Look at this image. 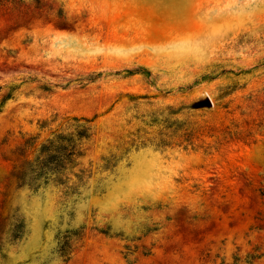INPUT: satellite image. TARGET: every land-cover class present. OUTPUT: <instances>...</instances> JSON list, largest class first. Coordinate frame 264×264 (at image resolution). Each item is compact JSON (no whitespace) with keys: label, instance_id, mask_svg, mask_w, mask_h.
I'll use <instances>...</instances> for the list:
<instances>
[{"label":"rangeland","instance_id":"374dc122","mask_svg":"<svg viewBox=\"0 0 264 264\" xmlns=\"http://www.w3.org/2000/svg\"><path fill=\"white\" fill-rule=\"evenodd\" d=\"M0 264H264V0H0Z\"/></svg>","mask_w":264,"mask_h":264},{"label":"trees","instance_id":"16d2710c","mask_svg":"<svg viewBox=\"0 0 264 264\" xmlns=\"http://www.w3.org/2000/svg\"><path fill=\"white\" fill-rule=\"evenodd\" d=\"M79 136H80V134H79ZM81 136H83L82 134H81ZM52 143L51 142H49V145L48 146H45V147H43L42 149H41V154H48V152H50L52 149ZM62 157L66 160V161H68V162H71V158H72V156L74 155V150L73 149H68L67 147H65V148H63V150H62Z\"/></svg>","mask_w":264,"mask_h":264}]
</instances>
